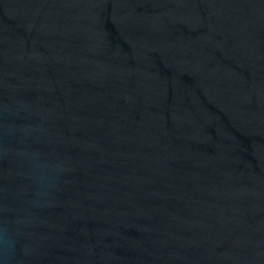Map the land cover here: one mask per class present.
<instances>
[{
    "label": "water",
    "instance_id": "1",
    "mask_svg": "<svg viewBox=\"0 0 264 264\" xmlns=\"http://www.w3.org/2000/svg\"><path fill=\"white\" fill-rule=\"evenodd\" d=\"M0 264H264V0H0Z\"/></svg>",
    "mask_w": 264,
    "mask_h": 264
}]
</instances>
